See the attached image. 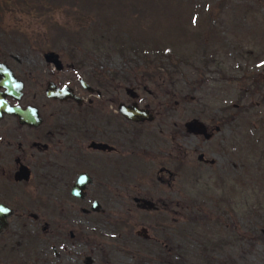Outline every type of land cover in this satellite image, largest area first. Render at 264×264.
<instances>
[{"label": "rangeland", "instance_id": "obj_1", "mask_svg": "<svg viewBox=\"0 0 264 264\" xmlns=\"http://www.w3.org/2000/svg\"><path fill=\"white\" fill-rule=\"evenodd\" d=\"M0 43L31 68H50L42 55L51 51L70 78L101 71L152 88L148 96L138 85V94L169 102L171 129L196 109L233 113L205 146L208 154L216 142L220 161L198 177L188 155L168 185L147 165L137 179L140 166H128L120 201L89 215L83 236L76 227L52 254L30 230L21 254L0 253V264H84L86 255L89 264H160L164 250L179 251L172 238L185 264H264V0H0ZM132 196L164 208L139 211ZM192 216L200 224L192 233L183 225L179 240L173 229Z\"/></svg>", "mask_w": 264, "mask_h": 264}, {"label": "flooded vegetation", "instance_id": "obj_2", "mask_svg": "<svg viewBox=\"0 0 264 264\" xmlns=\"http://www.w3.org/2000/svg\"><path fill=\"white\" fill-rule=\"evenodd\" d=\"M5 48L0 43V253L20 255L26 233L35 229L34 239L46 250L50 245L56 254L52 245L72 243L78 236L73 232L76 227L83 228V236L89 215L98 216L104 211L102 205L120 201L121 180H131L127 176L134 165L141 169L133 173L135 179L143 177L147 165L156 172L158 184L168 185L185 166L187 155L197 177L200 170L220 161L219 145L215 142L208 154L205 146L210 147L208 142L215 141L223 125L233 120L232 109L211 118L196 109L195 115L182 124L173 123L171 129L169 102L145 101L149 97L138 94L140 86L154 96L157 92L152 88L131 86L130 78L123 87L122 75L106 79L101 71L84 79L70 78L61 74L60 60L61 68L56 69L43 55L50 68H31L25 54ZM51 87L65 93L48 95ZM122 87L128 96L124 99ZM161 89L167 90L164 84ZM122 107L134 111L138 119L124 115ZM189 120L199 122L200 132L186 130ZM131 199L142 212L161 210L165 203ZM64 232L68 240L58 236ZM86 257L92 261L86 255L84 264ZM19 260L14 263H22Z\"/></svg>", "mask_w": 264, "mask_h": 264}, {"label": "trees", "instance_id": "obj_3", "mask_svg": "<svg viewBox=\"0 0 264 264\" xmlns=\"http://www.w3.org/2000/svg\"><path fill=\"white\" fill-rule=\"evenodd\" d=\"M190 215V214H189ZM198 216V215H197ZM197 216H192V217H188L190 220H185V221H183V223L182 224H178L174 229H173V232L177 235V236H179L180 238H179V240H182V238H183V236H182V229L184 230V226H186V229L190 232V233H192L193 232V229H194V226H196V225H199L200 224V222L201 221H197ZM184 225V226H183ZM188 226H190V227H188ZM175 239H177V238H172V240H175ZM172 240H171V244L172 245H170V247H173L174 248V246L177 248V247H179V251H176L175 252V254H173V250H168V249H166V250H162L163 252H164V254H162V255H166V259H165V256H161V263L160 264H185V263H183V259H184V257H186V255H187V251H181L180 250V245H174L173 243H172ZM165 247V246H164ZM174 255H176V258L174 257ZM191 264H195V263H191Z\"/></svg>", "mask_w": 264, "mask_h": 264}, {"label": "water", "instance_id": "obj_4", "mask_svg": "<svg viewBox=\"0 0 264 264\" xmlns=\"http://www.w3.org/2000/svg\"><path fill=\"white\" fill-rule=\"evenodd\" d=\"M43 59L46 62L52 63L56 69L61 68V64H60L59 59L57 58V55L55 53H53L51 51L45 52L43 54ZM46 93L48 95H52V96H59L61 94H64L65 92H64V89L58 90L56 88L51 87V89H47ZM122 113L126 116H133L134 115L133 118H136V119H138V117H139V115L135 114L134 111H131V110L128 111V110H126V108L123 109V107H122ZM198 123L199 122H197L196 120L187 121L185 123L186 130L190 131V132H194V133L198 132V131L200 132V130H198L200 127V125ZM144 203L146 204V201H144ZM86 260H87L86 264H89L91 261V259L89 257H86Z\"/></svg>", "mask_w": 264, "mask_h": 264}]
</instances>
